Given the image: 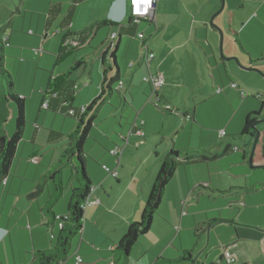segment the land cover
Instances as JSON below:
<instances>
[{"label": "crops", "instance_id": "obj_1", "mask_svg": "<svg viewBox=\"0 0 264 264\" xmlns=\"http://www.w3.org/2000/svg\"><path fill=\"white\" fill-rule=\"evenodd\" d=\"M102 1L106 9L100 13L102 19H95L93 26L100 22L107 24L106 27L95 31L83 48L67 53L64 61L69 66L61 73L57 71V78L78 58H89V50L92 51L96 42L104 40L99 51L102 59L110 35L118 34L120 27L126 26L130 0ZM224 2L226 19H216L214 23L224 32L226 55L239 58L245 68H262L264 0ZM78 3L77 0H0V40L6 45L5 55L9 53L19 69L26 63H35L30 59L37 60L39 66L47 69L56 59L58 66L62 59L59 53L64 35L52 34L64 24L65 12L73 14L70 26L74 33L86 30V25L77 23L75 19ZM220 6L221 0H159L155 9L156 22L162 12L171 14L172 7L178 10V15L174 21H167L164 27L157 25L158 30L154 29L155 36L159 35V43L164 42L167 47L159 49L150 63V70L142 59V44L137 38L147 22L138 26V33L132 34L134 37H122L116 60L121 71L120 81L126 87L123 91L116 90L87 117L94 116L91 130L94 138H90L87 145L100 147L95 156L90 152L96 161L87 157V173L94 188L89 201H100V205L86 209L82 234L79 239H74L73 255L63 264H76L77 256L82 257L84 264H216L218 258V264H227L224 248H229L236 256V264H264V169L257 168L264 166V140L262 149L259 148L264 127L260 129L261 139L253 156L255 168H251L249 162V150L254 140L250 135H234L242 133L249 115L261 112L258 118H264V101L244 96L241 89V86L250 89L249 79L244 74L258 73L242 70L235 62H226L225 68L218 67L214 60V54L219 55L221 37L209 23L215 14L221 13ZM58 7H61L63 16L49 29L48 15L52 8ZM229 14L232 27L238 33V41L227 34ZM150 30L144 35L150 51L155 54L150 46L151 38L147 36ZM237 43L240 51L234 46ZM28 48H40L42 52L36 55ZM133 60L137 64L130 69ZM87 64L76 76L88 75L89 88L79 91L78 98L75 96L74 109L92 103L101 94L106 68L103 66L101 74L97 62L87 72ZM149 71L164 75L166 84L159 93V108L168 107L174 114L165 113L148 102L151 87L143 82V78L149 75ZM107 77L114 78L115 74L110 73ZM47 81L48 77L41 78L36 89L40 92L17 90L21 95L31 96L30 101V97L25 96L27 119L33 121L36 118L35 135L33 137L30 127L26 130L17 156L22 151V157L28 155L29 162L21 161L15 167L14 161L11 175L0 192V264H33L36 252L54 248L60 235L55 220L43 211L49 203L42 195L41 185L35 184L47 171L44 165L53 154L39 149L37 142L44 134L38 124L51 126L48 145L54 139V153L60 159L72 144L67 137L74 134L79 125L65 119L69 117L60 118L59 114L42 108ZM233 83L238 89L231 86ZM210 86L213 94L209 93ZM219 89H222L221 93H218ZM239 94L243 97L241 102ZM236 102L238 111H234ZM220 104L229 108V114L235 113L229 126L224 123L216 127L214 124V110ZM135 128L142 129L145 137L140 139L132 135L131 149L124 148V138ZM218 130L225 131L227 135L221 144H218ZM237 140L243 141L245 149L235 144ZM117 147L124 148L120 161L110 154ZM192 149L202 151L192 156L195 161L201 156L208 161L189 164L183 162V158L177 159L176 173L166 189L151 230L139 238L129 256L114 254L129 226L141 220L162 161L172 150L185 154ZM32 159L39 163H32ZM103 165L117 172V178L107 174ZM64 170L62 182L65 187ZM216 176L219 183H214ZM77 180L72 183L73 192L81 188ZM71 198L68 194L60 199L54 214H68ZM6 210L10 215L7 220ZM75 246H78L76 253ZM187 251H191L194 258L183 262Z\"/></svg>", "mask_w": 264, "mask_h": 264}, {"label": "trees", "instance_id": "obj_2", "mask_svg": "<svg viewBox=\"0 0 264 264\" xmlns=\"http://www.w3.org/2000/svg\"><path fill=\"white\" fill-rule=\"evenodd\" d=\"M83 1V0H77ZM61 14L63 15V11L61 7L52 8L51 12L48 15L47 26L51 27L53 23H55L59 18H61ZM73 14L68 11L64 14L63 22L64 24L60 25V31H55L52 35H64V43L63 47L59 53V57L63 59V57H67V53L69 52H77L79 49L83 48L86 43L93 37L95 31H98L100 28L106 27L102 23H97L96 27L88 30H81L78 32H73L72 27L70 26L72 22ZM140 24L133 21L132 17L127 15V24L126 26L120 27V32L117 34L118 38L116 41V47L114 51L111 53V59L107 61V54L104 53L102 56V64L106 68L104 71L102 86H101V94L100 96L90 103V108L88 110L87 116L82 119H78L76 117L69 116L68 112L71 110H75L73 108V102L76 94H78L79 86L76 85V73L80 70H84L86 68V56L78 58L76 63L71 66L68 70L65 71L64 74L56 78L54 85H50L48 87V91L43 92L46 95L44 101L49 98V108L47 111L61 114L66 117L75 118L78 122L77 131L69 135L67 138L71 140V146L65 151L62 158L55 164L56 172L55 175H61L59 186L55 194L50 198L49 206L53 205L55 202L60 200V197L63 195L65 191L64 184L62 182V174L63 170L72 167L73 174L79 180L81 188L77 189L73 192L70 206H69V220L65 222L64 228L60 230V235L58 237L57 244L54 248L49 249L47 251L36 252L35 260L33 264H63L69 258V252L72 248L73 241L76 235L82 234L84 228V218L85 211L82 209V206L89 200L90 194L94 190L90 177L87 173V155L85 153V145L87 141L91 138V130L93 126L94 116L90 119L87 117L92 113L95 109L105 103L109 97L116 91L114 85H118L121 79V71L119 64L116 60V52L119 48L121 39L123 36H130L133 33H137V28ZM227 34L231 36L233 39L238 41V33L233 29L231 24L230 14L227 18ZM139 40V39H138ZM140 41V40H139ZM144 44H149L148 40L140 41ZM71 43H76L77 46L72 45ZM5 43L0 40V78L8 85V92L2 91L0 92V140L2 138L6 139L5 148L3 151H0V192L2 191L3 186L5 185L7 177L11 174V170L13 167V163L17 157V151L19 144L23 141L24 133L28 124L27 121V108H26V97L19 94L16 89V84L11 75L4 69L3 62L6 58L5 55ZM61 59V60H62ZM264 59V58H263ZM109 65V68L107 67ZM76 72V73H75ZM113 73L115 74L114 78L108 79L107 75ZM234 84V83H233ZM78 89H75V88ZM118 91V90H117ZM261 97H257L256 99H260ZM14 101L18 106V119H17V132L14 136L8 137L5 131V125L8 121L9 117V102ZM43 101V103H44ZM154 105V104H153ZM159 108V106L154 105ZM162 109V108H161ZM165 113L174 114V112L170 109H162ZM261 112H256L249 115L246 119L244 128L242 130V135H251L255 136V132L252 130L253 124L258 120L257 116H260ZM192 119V117H190ZM260 125L257 127L260 130ZM135 135V134H134ZM138 137V136H137ZM145 136H143L144 138ZM234 137V136H233ZM140 138V137H138ZM142 139V138H140ZM130 146V141H129ZM128 146V147H129ZM126 147V148H128ZM119 148V147H117ZM125 148V141H124ZM122 148V150L124 149ZM230 147L227 148L229 151ZM114 150V149H113ZM202 151L198 149H192L185 154L179 153L177 150H172L168 157H166L161 164L160 171L154 181L152 190L148 196L147 203L145 209L142 213L141 220L139 222L133 223L129 226L127 233L125 236L118 242L115 252L120 253L121 255L129 256L133 247L138 242L139 238L143 235H146L151 230L154 219L159 212L160 206L162 204L166 189L173 179L178 163L177 159L183 158V162L194 164V163H203L204 161H208L205 156H201L197 161L192 157L196 154H201ZM111 154V152H110ZM70 157V160H66V156ZM116 158V157H114ZM36 159H32L31 162ZM37 161V160H36ZM210 161V160H209ZM39 162L37 161L38 164ZM82 166V170H81ZM82 173V177L80 178V174ZM58 173V174H57ZM55 179V178H54ZM47 215H49V207L44 208L43 210ZM51 218L54 220L56 216L54 212H51ZM1 221V214H0ZM56 222V221H55ZM216 222V221H214ZM1 243V242H0ZM193 255L191 251H187L185 253L182 261L193 260Z\"/></svg>", "mask_w": 264, "mask_h": 264}, {"label": "rangeland", "instance_id": "obj_3", "mask_svg": "<svg viewBox=\"0 0 264 264\" xmlns=\"http://www.w3.org/2000/svg\"><path fill=\"white\" fill-rule=\"evenodd\" d=\"M222 2H223V0H221V5H222ZM224 8H225V6H224ZM105 9H106V5H105L104 1H102V0H98V1L83 0L80 3L77 4V7L75 9V10H77L75 19H76L77 23L79 22L82 25H86V30L91 29V28L93 29L94 28L93 25H94L95 19H102L100 13L102 12V14H103ZM177 11L178 10L175 7H172L171 8V14L162 12V14H160V19L158 20V22H156L157 25L164 27L166 25L167 21H174V19L177 18V15H178ZM67 12H65V13H67ZM62 16L63 15L61 14V17ZM223 18L226 19V13H224V11L219 13L215 17L214 20L216 21V19L219 20V19H223ZM181 19H182V17H181ZM210 22H211V20H210ZM181 23L182 22L180 21V24ZM119 24H121V23H119ZM89 25H91V26H89ZM209 26H210V23H209ZM155 28H156V24L144 23L143 24V28H142L143 31L141 33H144L146 35V31L151 29L150 33L147 34V36L148 35L150 36V38H151L150 39L151 40L150 46H151V48L153 47V49L156 52L155 55H157L160 48L164 49L167 46L165 45L164 42L159 43V35L156 37L155 34H154V29ZM210 28H211V26H210ZM144 29H146V30H144ZM55 31H60L61 32L60 28H58ZM103 41H101L100 43L96 42L95 46L92 49V51L89 50L91 56H89V58L86 59L87 61L85 60L86 63L88 62V64H87V66H88L87 72H89V70L91 69V67H92V65L94 63L98 62V69L100 70V72L102 74L103 64H102V59H101V55H100L99 51L102 49L101 45H102V43H104ZM234 46H235L237 51L238 50L240 51V47H239L238 43L234 44ZM220 47H221V44H220V46L218 48V52L220 50ZM226 48H227V45H225L224 42H223V50H224L225 54L227 53ZM28 49L31 52H33V53L36 52V50H37V49L35 50V48H28ZM39 49L40 48H38V50ZM47 53H48V51L46 50L45 54H47ZM94 53H96V54L92 56V54H94ZM66 60H69V58H67ZM30 61H34L35 63H31V62L26 63V66L25 65L24 66L21 65V68L19 69L18 63L16 61H14L12 58H10V54L9 53H7L6 58L4 59V62H3L4 69L8 73H10L9 75H11L12 78L14 79L15 84H16V89L18 91H24L25 92V91L29 90L30 92H32V91L40 92L39 90H36V89H37V87H39L40 80H41L42 77H48V79H49V81H47L48 86H47V88H45L46 91H48V87L50 85H54V83L56 81V78H57L56 76H58L59 73H61L65 69H67V67L69 66V63H65L66 61H64V57L60 61V64L58 66H57L56 59H54V62H53V64L50 65L49 69L44 68L45 66H39L37 60H31L30 59ZM134 62H132V63H134ZM236 66L238 68L242 69V67H239L237 64H236ZM258 67H260V66H254V69L257 70L258 74H251V75L244 74V76L248 77V79H249L248 83H250V89L247 88V87H244V86H241V89L244 92V96H247V97L251 96V98L252 97L257 98L259 96V97H261L259 99V101L262 102V101H264V91L261 90V89L264 88V72H263L264 65L261 66L262 68H258ZM57 71H59V73ZM204 72H205V69H204ZM74 79L76 80V85L79 86V89H78L77 92L85 90L89 86V84H87V82L89 80V77L86 74L82 78H78V76H76V77H74ZM1 80L2 79L0 78V85H1L0 92H2V91L8 92V85L5 82H3V80H2V82L4 83V85H3ZM90 85L92 86V84H90ZM210 89L211 90L209 91V93L211 92V94H213L214 91L212 90L211 86H210ZM23 96L30 97L28 99L30 101L31 96L29 94H26V95H23ZM76 97L78 98L77 94H76ZM242 100H243V97H242L241 94H239V102H241ZM238 105H239L238 102H236V105H235V109L236 110H234V111H238V109H237ZM8 107H9L10 113H9L8 121H7L6 125H5V131H6V135L8 137H12L17 132L18 106H17V103H15L14 101H10ZM159 109H161V108H159ZM13 111L15 112V114L13 113ZM234 114L235 113H230L229 114V108H227L226 106H223L222 104H220L218 106L217 110H214V124H216V127H218V126L221 127V126H223L224 123H226L227 126H229L228 123L231 122L230 119L232 120ZM58 116L60 118H65V116L61 115V114H59ZM65 119H69V120H72L73 122H77V120L75 118L69 117V118H65ZM35 120H36V118L33 121L27 119L28 124H27V127H26V130L29 127L31 128L30 131L32 132L33 137L35 135ZM38 127H41L42 134H44V137L40 138L39 143L37 142V145H38L39 149L40 150L43 149L44 150L43 152H47V153L51 152V154L52 153L53 154L51 156L49 155L50 157L48 158L47 165H44V168H46L47 171L45 173H43V175H42L43 177L41 179H39L37 182H35V184H40L41 185L40 189L42 191V195L44 196L45 199L48 200V203H50V198L55 194V192L57 190V187L59 186L60 179H61V175H55V172H56L55 164L58 163V161L60 160V156H58L56 153H54L56 151V148L55 147L53 148V145H55L53 143L54 139H51L52 140L51 144L48 145L49 133L52 130L51 126H49V125L44 126L43 124H38ZM56 127H58V126H56ZM261 127H264V123L260 124L259 128L261 129ZM26 130H25V133H26ZM218 131H219V133L221 132V130H218ZM25 133H24V137H25ZM234 135L243 136L241 134V132H239V134H234ZM244 136H247V135H244ZM30 137H32V136L30 135ZM91 138H94V137H91ZM250 138L254 140L253 137L250 136ZM223 139H220V137H219L218 144H221V140H223ZM263 140H264V137L260 141V144H259V148L260 149H262ZM254 141H253V143H252V145L250 147V150H249L250 157H251L252 152H253ZM31 144H32V142H31ZM235 144L238 147H240L242 150L245 149L243 141L237 140V142ZM90 146H92V148H90ZM193 147H194V145H193ZM99 148L100 147H98V145H92V144H88L87 145V143H86V145H85V153H86L87 157H90V159L95 160L94 156L96 154V150H99ZM129 149H131L130 146H129ZM58 152H60V151H58ZM90 152L93 153L94 156L90 155ZM27 157H28V155L25 156V158H23L22 157V151H20L19 155L16 157V160H15L16 161L15 167L18 166V163L21 162V161L29 162ZM67 158H68V160H70V157H68V155L66 156V160H67ZM0 164H1V160H0ZM81 170H82V166H81ZM64 172L66 174V178H65V187L66 188H65V191H64L63 195L60 197V199H62V200L64 199L65 196H68V194L70 195V197H72V194H73L72 183L77 180V178L75 177V174H73L72 167L65 169ZM62 177H63V175H62ZM81 177H82V173L80 174V178ZM217 177L218 176H216V178L214 180V183H219L220 182V180H218ZM110 178L112 180V183H114L115 180L111 176H110ZM77 182H79V180H77ZM78 184H80V182ZM2 190H3V188H2ZM1 194L2 193H0V197H1ZM23 203H21V205H23ZM58 204H59V202H55L53 205L47 206V207H49V211H48L49 216H52V214H50V213L54 212V210L57 208ZM7 217H10V215H9V212L6 210V218H5L6 220H7ZM29 237H30V240L32 242V238H31L30 234H29ZM75 238L79 239L80 235H76ZM77 247L75 248V253L77 251ZM233 253H235V252L233 251ZM114 254H117L118 256L120 255V253H118V252H116ZM72 255H73V253L70 250L69 258ZM219 262H220V259L219 258L216 259L215 263L218 264Z\"/></svg>", "mask_w": 264, "mask_h": 264}, {"label": "built area", "instance_id": "obj_4", "mask_svg": "<svg viewBox=\"0 0 264 264\" xmlns=\"http://www.w3.org/2000/svg\"><path fill=\"white\" fill-rule=\"evenodd\" d=\"M159 2V0H130V9H129V15L132 17L133 21L136 23L141 24L142 22H147V23H152V24H156V29L158 30L157 27V23H156V19H155V9H156V5ZM118 35L117 34H111L106 47H105V51L104 53L107 54V61L109 62L111 59V53L114 51L115 47H116V41H117ZM137 38L140 41H144L145 35L144 33H138ZM74 46H77L76 43H71ZM141 46H142V51H143V57L142 59L146 62L147 67L150 70V63L152 60H154L155 58V54L152 53L150 51L149 48V44H144L141 42ZM42 51L41 50H37L36 54H40ZM136 62L131 63L130 64V69L134 68L136 66ZM143 82L148 84L151 87V93L149 95V99L148 102L152 103L156 106H159L160 103V97H159V93L161 92V90L163 89V87L165 86V77L162 73H152L151 71H149V75L143 78ZM233 88L238 89V86L236 84H232L231 85ZM126 87V84L123 81H120L116 87V90L118 91H123ZM75 89H78L77 87ZM222 89L218 90V93H221ZM42 108L44 110H47L49 108V98H47L43 105ZM90 108V105H82L81 107L75 109V110H71L68 112L69 116L71 117H76L78 119H82L85 116H87L88 114V110ZM165 109H170L168 107H166ZM136 135L140 138H143L144 133L142 131V129H137L135 128V130L130 131V134L124 138L125 141V148L129 146V141L130 138L132 137V135ZM226 132L225 131H221L219 133V137L220 139L225 138ZM139 144H142L139 143ZM236 151L238 150V148L235 149ZM111 155L113 157H116V159L118 161L121 160V157L123 155V150L120 148H115L114 150L111 151ZM34 163H37L36 160L33 161ZM103 170L107 173L110 174L113 178H117L118 174L115 171H112L110 168H108L106 165H103ZM93 191V189H92ZM93 205H100V201H95V202H90L89 200L82 206V209L84 211H86L87 208L93 206ZM69 220V215H57L56 216V223L58 225L59 230H62L64 228V224L66 221ZM262 245H263V249H264V239L262 241ZM223 256H224V260L226 261L227 264H236L237 262V258L234 254H232L230 252L229 248H224L223 250ZM76 264H84L83 259L81 256H77L76 257Z\"/></svg>", "mask_w": 264, "mask_h": 264}, {"label": "water", "instance_id": "obj_5", "mask_svg": "<svg viewBox=\"0 0 264 264\" xmlns=\"http://www.w3.org/2000/svg\"><path fill=\"white\" fill-rule=\"evenodd\" d=\"M224 5H225V2H224V0H223V2H222V6H221V9H220L219 12H222V11H223V9H224ZM215 17H216V16H214V17L211 19L210 26H211V28H213L215 31H217V32L220 34V37H221V41H220V42H221V43H220V44H221V47H220V50H219V55L216 56V55L214 54V60H215V62H216V64H217V66L219 67V66L221 65V66H223V67L225 68L224 64H225L226 62H235L239 67H242V69L245 70V71H248V72H257V70H255L254 68H245V67H243L242 64H241V62H240V60H239V58H237V57H235V56H234V57H228V56L224 53V50H223L224 32H223V30H222L221 28L217 27V26L214 24V19H215ZM257 73H258V72H257ZM262 123H264V119H261V120L256 121V122L253 124V126H252V130L255 132L256 137H255V141H254L253 152H252V155H251L250 160H249L251 168H255V166L253 165V156H254V154H255V151H256L257 145H258V143H259V141H260V138H261V132H260V130H259L257 127H258L260 124H262ZM5 142H6V139H5V138H2V139L0 140V151H3V150H4V148H5ZM257 168H262V169H264V166H257Z\"/></svg>", "mask_w": 264, "mask_h": 264}, {"label": "flooded vegetation", "instance_id": "obj_6", "mask_svg": "<svg viewBox=\"0 0 264 264\" xmlns=\"http://www.w3.org/2000/svg\"><path fill=\"white\" fill-rule=\"evenodd\" d=\"M258 117H259V116H257V118H258ZM262 119H264V118H262ZM258 120H261V119L258 118ZM258 120H257V121H258ZM250 136H251V135H250ZM251 137H253L254 140H255L256 134H255V136H251ZM260 139H261V138H260Z\"/></svg>", "mask_w": 264, "mask_h": 264}]
</instances>
